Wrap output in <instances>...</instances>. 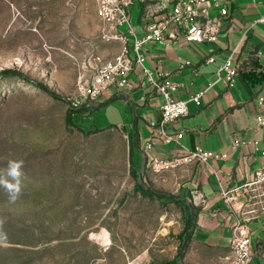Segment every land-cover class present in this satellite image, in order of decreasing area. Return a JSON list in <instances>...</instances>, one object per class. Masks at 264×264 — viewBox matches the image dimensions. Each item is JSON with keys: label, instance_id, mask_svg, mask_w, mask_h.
<instances>
[{"label": "rangeland", "instance_id": "374dc122", "mask_svg": "<svg viewBox=\"0 0 264 264\" xmlns=\"http://www.w3.org/2000/svg\"><path fill=\"white\" fill-rule=\"evenodd\" d=\"M155 1L138 6L151 19L166 0ZM101 25L95 0H0V173L17 159L25 174L15 202L0 187V264L177 260L184 207L162 198L149 170L153 197L137 190L128 104L120 95L100 109L78 104L89 58H112Z\"/></svg>", "mask_w": 264, "mask_h": 264}, {"label": "crops", "instance_id": "0c3cea01", "mask_svg": "<svg viewBox=\"0 0 264 264\" xmlns=\"http://www.w3.org/2000/svg\"><path fill=\"white\" fill-rule=\"evenodd\" d=\"M228 2V18L220 19L216 9L210 13L211 20H221L216 43L190 44L180 37L178 47H148L151 59L160 61V69L169 72L173 81L182 85L175 93L176 97L188 100L192 93L206 91V94L200 106L188 103V117L167 127L169 134L182 136L169 144L156 142L147 156L181 157L196 146L204 151L227 156L222 160L211 159L205 164L194 163L161 174L151 172L155 184L165 192L164 195L182 194L191 202L188 205L193 208L194 219L190 235L185 239L189 238L184 251L185 264H224V257L230 251V226L233 221L228 218L224 204L218 200L220 184H229L240 178L247 179L255 170L264 168V159L261 157L264 151V127L257 131L255 122L258 101L260 97H264V0ZM159 5H165V2L158 1L157 10ZM139 7L136 25L143 23L146 14ZM162 14L160 12L157 18ZM106 45L107 53L110 52L112 58L121 52L122 45L118 42ZM212 49L216 61L214 64H207L204 57ZM230 56H233L234 63L239 66L240 73L233 87H227L218 79L219 68ZM102 57L107 60L103 55ZM182 60L189 61L191 65L180 71ZM151 61L146 66L151 67ZM120 96L123 99L128 96L137 108L138 125L135 121L133 125L140 136L141 149L144 150L150 135L147 125L161 119V101L152 87L142 84L129 95ZM125 102L132 119L133 110L126 100ZM233 136L240 140L256 138L258 145L255 150L242 147L234 149ZM136 160L141 162V157L137 154ZM148 170L150 171L146 164L144 179ZM201 195L204 201L198 198ZM185 217L186 213L183 222L179 224V236L184 232ZM250 227L255 231V237L254 256L249 264H264L258 255L260 250H264V215L252 222ZM144 256L146 257L145 253Z\"/></svg>", "mask_w": 264, "mask_h": 264}, {"label": "built area", "instance_id": "2783aa9c", "mask_svg": "<svg viewBox=\"0 0 264 264\" xmlns=\"http://www.w3.org/2000/svg\"><path fill=\"white\" fill-rule=\"evenodd\" d=\"M148 1L155 0H95L97 13L102 24L99 39L103 44L118 42L121 52L111 59H104L101 54L92 55L83 69L78 85L79 106L112 99L117 95H129L140 84L152 87L161 104V119L147 125L149 138L145 142L144 153L151 151L156 142L169 144L182 135H171L167 127L175 125L188 117V103L200 106L206 91L192 93L188 100L175 96L182 86L173 81L169 72L160 69L161 62L151 59L148 47L164 49L178 47L180 37L190 44L216 43L219 39L218 25L221 18H228V0H166L159 5L157 12L163 13L159 18L151 19V14L144 16L141 25L134 24V10ZM162 2V1H161ZM213 9L219 11L218 22L211 20ZM152 60V66H146ZM205 63L214 64V50L204 57ZM189 61L182 60L180 71L190 67ZM239 66L230 56L219 68L218 79L227 87H233L239 77ZM258 115L255 118L256 130L264 127V97L258 101ZM258 140H240L232 137V147L237 149H256ZM225 154L204 151L194 147L185 155L175 158H162L158 155L148 157L147 167L154 174L174 171L194 163L205 164L211 159L222 160ZM261 157L264 159V151ZM204 201L201 195L198 197ZM218 200L232 219L231 246L224 257V264H249L254 256L253 240L255 231L250 224L264 215V168L255 170L246 178H240L229 184H220ZM258 255L264 261V250Z\"/></svg>", "mask_w": 264, "mask_h": 264}, {"label": "water", "instance_id": "95a60500", "mask_svg": "<svg viewBox=\"0 0 264 264\" xmlns=\"http://www.w3.org/2000/svg\"><path fill=\"white\" fill-rule=\"evenodd\" d=\"M124 99L129 103L130 107L132 108L135 124L138 125V111H137L136 106L134 105V103L131 101V99L128 96H125ZM109 103H110V101H108L106 103L95 102V103H91L89 105H86L84 107L92 108V109H100V108L108 105ZM135 133H136V150H137L138 155L141 157V162H140V160H138V163H137V166H138V173H137L138 182H139V184L142 186V188L145 191H147L148 193H153L149 189V187L146 185V183L144 182V179H143V170H144V168L146 167V164H147V156L143 152V150L141 149L140 136L138 134V131L136 130ZM168 196L170 198H172V199H182V200L186 201L187 204L191 203L190 200L187 197H185L184 195H182V194L168 195ZM192 209L193 208H191V210ZM188 239L184 241L182 249H181V251L179 253V264H183L184 251H185V247H186V244L188 242Z\"/></svg>", "mask_w": 264, "mask_h": 264}, {"label": "clouds", "instance_id": "9594fccd", "mask_svg": "<svg viewBox=\"0 0 264 264\" xmlns=\"http://www.w3.org/2000/svg\"><path fill=\"white\" fill-rule=\"evenodd\" d=\"M23 165V160L9 159L6 169L0 173V187L6 190L10 202H15L21 194L22 179L25 175L22 171ZM2 224L3 221L0 220V225ZM0 238L6 239V235L2 231H0Z\"/></svg>", "mask_w": 264, "mask_h": 264}, {"label": "trees", "instance_id": "16d2710c", "mask_svg": "<svg viewBox=\"0 0 264 264\" xmlns=\"http://www.w3.org/2000/svg\"><path fill=\"white\" fill-rule=\"evenodd\" d=\"M55 98L59 99L56 96H55ZM79 113H80V108L79 109L71 108V114L72 115L79 114ZM70 120H72V116H71ZM133 175L136 177V173L135 172H133ZM137 190L139 192H141L144 196L153 197V195L149 194L147 191H145L139 183H137ZM162 198H166L170 202L181 204L184 207L185 213H186L185 227H184V232L179 236V239L184 241L190 235L191 229L193 228V219H194V217L192 215V210H191L190 206L186 203V201H184L182 199H172L169 196L167 197L166 195H162ZM167 264H179L178 263V257H177L176 261L171 262V263H167Z\"/></svg>", "mask_w": 264, "mask_h": 264}]
</instances>
